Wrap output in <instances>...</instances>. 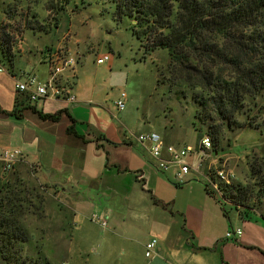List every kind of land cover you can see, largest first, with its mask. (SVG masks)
<instances>
[{"label": "crops", "instance_id": "1", "mask_svg": "<svg viewBox=\"0 0 264 264\" xmlns=\"http://www.w3.org/2000/svg\"><path fill=\"white\" fill-rule=\"evenodd\" d=\"M54 49L63 54L61 47L53 46L33 52L25 49L21 41L12 66L0 60L4 68L0 72V109L9 113H0V182L11 181V176L16 180L35 179L51 201H57L53 208L60 231L70 226L69 221L85 224L88 212L98 207L103 220L111 222L108 233L112 241L133 244L131 249V245L122 247L129 250L124 264H264V220H245L235 210L229 211L226 204L221 205L207 192L208 180L188 175L183 183H177L173 173H160L148 152L150 143H140L138 136L128 133L115 122L112 112L98 104L103 96L101 86L94 84L87 93L74 81L78 77L75 67L61 75L63 84L75 95V102H32L28 94L17 91V83L30 75L41 81L49 79L46 57ZM37 58L46 66L45 71L36 67ZM15 106L17 111L10 114ZM62 110L67 113L58 122L38 114L52 115ZM163 140L180 146L175 144V138ZM5 149L23 153L9 173L2 168L1 153ZM101 198L112 204L107 202L101 209L95 204ZM259 210L264 215V206ZM90 219L95 222L92 216ZM108 223L103 228L107 229ZM237 228L242 229L241 237L227 241V232ZM153 238L158 240L153 257L137 256L136 252L145 250ZM105 247L112 250L109 242Z\"/></svg>", "mask_w": 264, "mask_h": 264}, {"label": "rangeland", "instance_id": "2", "mask_svg": "<svg viewBox=\"0 0 264 264\" xmlns=\"http://www.w3.org/2000/svg\"><path fill=\"white\" fill-rule=\"evenodd\" d=\"M115 12L114 0H0V23L8 22L9 15H17L19 19L22 15L29 19L35 16L36 27L40 23L49 30L35 34L23 23L22 34L16 37L18 45L23 41L24 48L33 52L39 47H61L63 55L75 61L78 77L74 81H78L87 93L94 84L101 86L103 96L98 104L112 112L115 122L124 126L128 133L139 136L155 132L162 138H175V144L182 147H192L194 151L188 156L191 164L199 166L204 158L201 174H190L196 180L207 182L206 175L211 167L214 172L218 169L233 172L236 177L234 184L252 182L251 164L264 162V99L248 101L245 114L238 117L239 122L250 121L258 128L226 129L217 155L214 151L207 155L198 147L191 91L171 86L167 79L168 51H146L134 34L133 19L124 15L117 20ZM56 18L57 27L54 25ZM104 55L109 57V61L98 65L97 59ZM36 67L46 70V66L39 62ZM123 93L126 95L125 110L119 111L115 102ZM11 181L16 182L21 191L24 190L31 203L24 220L29 236V242L22 246L24 257L39 259L42 264H124L128 259L129 250L122 247L131 245V249L132 242L112 241L108 233V229H112L110 221H107V229L98 221H91L94 214L103 219L98 207L88 212L85 224L69 221L70 226L60 231L62 227L57 225V212L53 208L57 201L54 199L52 202L32 177L16 180L11 176ZM219 195L217 197L220 198ZM101 199L95 201L101 209L107 202L112 204L104 198L100 203ZM260 201L263 202L262 198ZM223 203L233 211L229 204ZM115 211L120 213L117 209ZM255 217L264 220L260 210L255 212ZM130 236L142 239L141 236ZM107 242L112 245L111 251L105 247ZM115 246L117 248L113 249ZM136 253L142 258L145 250Z\"/></svg>", "mask_w": 264, "mask_h": 264}, {"label": "trees", "instance_id": "3", "mask_svg": "<svg viewBox=\"0 0 264 264\" xmlns=\"http://www.w3.org/2000/svg\"><path fill=\"white\" fill-rule=\"evenodd\" d=\"M114 1L116 19L124 15L133 19L134 34L146 51H168L167 79L171 86L191 91L199 141L208 135L213 151L218 152L226 129L258 128L250 121L239 122L238 117L245 114L248 101L264 99V0ZM34 19L9 15L8 22L0 23L1 61L13 65L21 24L34 32L44 28L36 27ZM0 113L9 114L1 109ZM66 113L38 112L53 122ZM250 172L252 182L220 184V195L205 183L211 196L221 205L229 203L245 220L254 219L264 202V162L254 161ZM23 192L16 182H0V262L4 264H42L22 254V246L29 242L24 220L31 206Z\"/></svg>", "mask_w": 264, "mask_h": 264}, {"label": "built area", "instance_id": "4", "mask_svg": "<svg viewBox=\"0 0 264 264\" xmlns=\"http://www.w3.org/2000/svg\"><path fill=\"white\" fill-rule=\"evenodd\" d=\"M47 63L49 65L50 74L47 81H41L35 75L28 76L24 81H19L16 85L17 91L20 93H26L29 96L30 101L35 102L40 99H64L69 102H75L76 97L71 92L68 85L63 84L61 75L66 70L74 71L75 61L72 57H66L59 51H52L47 57ZM109 61L107 55L101 56L97 59L98 65H103ZM0 72H4V68L0 66ZM125 98L123 93L121 97L115 102L119 111L125 110ZM138 141L142 144L149 142L147 147L151 158L155 161L156 169L163 174L173 173L177 183H183L185 178L192 174H201V168L203 166V159L200 165H193L188 161V156L193 153V148L190 146H174L165 143L161 135L155 132L148 134H141L138 136ZM199 149L203 152H213L212 140L208 135H204L199 141ZM208 155V154H207ZM23 157V153L19 149H5L1 153L2 168L3 171L9 173L14 170V167L18 161ZM208 175H206L208 183L211 188L217 193L221 194L220 184H232L235 180V174L225 169H218L215 172L211 167L208 169ZM93 221H98L102 227L107 226V222L97 215L92 217ZM242 229L237 228L235 230L228 231L225 239L227 241H236L241 237ZM158 240L153 238L145 245V257L151 258L155 253Z\"/></svg>", "mask_w": 264, "mask_h": 264}]
</instances>
